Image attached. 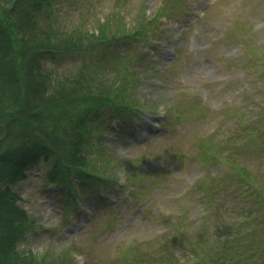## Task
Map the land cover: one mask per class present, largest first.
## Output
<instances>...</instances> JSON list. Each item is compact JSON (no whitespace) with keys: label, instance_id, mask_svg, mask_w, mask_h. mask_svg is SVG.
<instances>
[{"label":"rangeland","instance_id":"obj_1","mask_svg":"<svg viewBox=\"0 0 264 264\" xmlns=\"http://www.w3.org/2000/svg\"><path fill=\"white\" fill-rule=\"evenodd\" d=\"M112 3L59 1L53 16L68 28L78 16L86 18L90 30L93 17L108 13L104 9ZM125 3L118 11L123 21L140 6L148 17L160 7L170 12L150 21L143 44H131L127 54L138 70L135 54L144 53L133 92L155 110L143 109L120 123L114 119V130L102 134V144L114 152L105 163L116 168L118 184L79 189L66 207L65 184L43 186L49 161L40 159L13 182L19 204L38 223L15 247L54 258L66 255L63 249L73 243L81 251L75 264H157L143 262L137 253L130 262L128 244L135 241L164 249L168 264H220L218 233L240 221H247L240 230L249 243L256 237L264 244V222L251 221L257 209L264 215V0ZM120 43L112 53H121ZM83 60V54L69 52L41 61L53 78ZM239 170L252 173L254 183L241 179ZM246 189L253 194L240 192ZM241 213L249 217L239 219ZM191 238L204 247L196 257Z\"/></svg>","mask_w":264,"mask_h":264},{"label":"trees","instance_id":"obj_2","mask_svg":"<svg viewBox=\"0 0 264 264\" xmlns=\"http://www.w3.org/2000/svg\"><path fill=\"white\" fill-rule=\"evenodd\" d=\"M59 1L74 2L0 0V264H52L15 247L31 220L16 203L17 196L8 183L24 178L26 169L41 158L52 164L46 179L64 182L70 194L74 192L73 173L82 181L109 182L112 177L103 176L110 170L105 163L108 152L100 138L106 126L103 118L134 110L129 88L137 83L136 71L119 67L115 57L124 66L128 59L111 50L122 37L140 35L144 21L127 28L110 12L102 20L96 17L92 30L85 27L82 18L68 28L54 21L57 17L52 13ZM94 50H98L96 54ZM69 52L89 53V57L77 70L52 78L51 72L44 70L42 58ZM239 174L254 183L249 171ZM247 190L253 194L252 189L240 192ZM256 211L260 213L251 221L259 226L264 222L263 209ZM237 217L245 220L249 215ZM246 222L218 233L220 264H264V244L256 237L249 243L242 236L240 227ZM189 249L194 257L204 252L195 238L190 239ZM163 251L131 248L128 255L133 259L137 253L143 262L162 264L166 262Z\"/></svg>","mask_w":264,"mask_h":264}]
</instances>
